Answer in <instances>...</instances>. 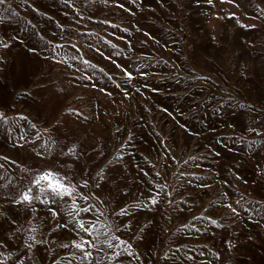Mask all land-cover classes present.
Here are the masks:
<instances>
[{
  "label": "rangeland",
  "instance_id": "1",
  "mask_svg": "<svg viewBox=\"0 0 264 264\" xmlns=\"http://www.w3.org/2000/svg\"><path fill=\"white\" fill-rule=\"evenodd\" d=\"M0 113L5 264H81L63 203L11 202L45 168L132 246L111 264H264V0H5Z\"/></svg>",
  "mask_w": 264,
  "mask_h": 264
},
{
  "label": "snow or ice",
  "instance_id": "2",
  "mask_svg": "<svg viewBox=\"0 0 264 264\" xmlns=\"http://www.w3.org/2000/svg\"><path fill=\"white\" fill-rule=\"evenodd\" d=\"M5 0H0V5H3ZM3 47H8L7 44H3ZM62 47V46H57ZM55 51V49L53 50ZM143 74V73H142ZM130 79L132 78L131 73L125 72ZM21 119H26L21 117ZM7 118L3 113H0V121L6 122ZM35 127V125H33ZM47 131V130H45ZM259 134V133H258ZM24 139V137H20ZM46 144H50V141H46ZM70 155L76 154V146L73 145L68 149ZM37 155H43V153H37ZM3 165H0L2 168ZM28 175L21 182V185H17L13 192L14 194L11 197V202L16 205H27L31 206L35 202H39L44 205H52L57 201L63 203L64 209L67 211V215L70 217L69 223L73 226V229L76 231L79 239L73 240L71 245L62 244L61 247L68 248L69 246L78 249L81 253V264H92L93 260V250H99L107 248L111 251V255L105 253L104 259L108 260L111 264V261L117 259L122 254H127L133 256L132 246L125 240H122L119 236L115 235L111 222L107 221L105 212L96 208L94 204H87L89 196H84L82 193L77 191V185L73 183L72 179L67 176H63L58 172L53 171L52 169H41L39 171L33 172L31 170H25ZM157 175H159L157 173ZM100 180H103V176L98 174ZM2 179V177H0ZM87 181L85 180L80 187L87 186ZM9 187H12L11 184ZM99 187V185H97ZM158 189L163 191L166 185H156ZM171 195V193H169ZM158 196H152L149 201L145 204H138L137 207H147V203L152 204L153 206L158 203ZM65 197L71 200V203L68 204L65 202ZM92 198L98 199L92 194ZM77 199L85 201L87 204L86 207H80L77 203ZM231 209L233 213L236 212L235 208H232L231 205H225ZM35 211V210H33ZM49 211L55 217L57 212L54 208L49 207ZM96 213V220H83L79 219L82 213ZM116 215H127V208H122ZM104 216L105 220L101 222L100 217ZM211 220V218H209ZM15 223V221H13ZM211 223L216 224V220H211ZM68 224H58L57 228H66ZM19 231V230H18ZM29 235L24 239V247L28 250H31L35 245L47 243V241H41L36 239L37 228L33 225L29 230ZM85 237H91L92 239H86ZM4 247L0 243V248ZM139 258L138 256L136 257ZM73 259H75V254H73ZM6 258H4L3 253H0V264H5ZM71 264V261L69 262ZM99 264V261H97Z\"/></svg>",
  "mask_w": 264,
  "mask_h": 264
}]
</instances>
